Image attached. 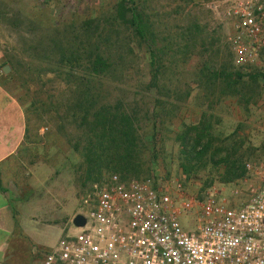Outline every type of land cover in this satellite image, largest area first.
<instances>
[{
    "label": "rangeland",
    "instance_id": "1",
    "mask_svg": "<svg viewBox=\"0 0 264 264\" xmlns=\"http://www.w3.org/2000/svg\"><path fill=\"white\" fill-rule=\"evenodd\" d=\"M120 2L0 0L9 88L38 145L23 164L28 176L11 172L15 165L2 176L18 215L29 200L32 241L12 243L0 264H41L73 230L72 217L92 196L93 185L111 172L178 180L191 195L214 189L236 203L248 199L257 180L246 168L241 177L223 179L219 162L227 149L244 167L264 163V52L244 65L235 62L225 0H132L148 42L115 19ZM151 43L157 86L150 83ZM98 53L103 57L96 63ZM114 106L134 119L130 157L98 138L100 131L90 135L94 143L87 147L90 122ZM201 117L211 147L187 155L181 137Z\"/></svg>",
    "mask_w": 264,
    "mask_h": 264
},
{
    "label": "built area",
    "instance_id": "2",
    "mask_svg": "<svg viewBox=\"0 0 264 264\" xmlns=\"http://www.w3.org/2000/svg\"><path fill=\"white\" fill-rule=\"evenodd\" d=\"M223 13L237 64L264 52V0H225ZM245 168L257 180L240 203L111 172L83 200L85 224L71 223L41 264H264V163Z\"/></svg>",
    "mask_w": 264,
    "mask_h": 264
},
{
    "label": "crops",
    "instance_id": "3",
    "mask_svg": "<svg viewBox=\"0 0 264 264\" xmlns=\"http://www.w3.org/2000/svg\"><path fill=\"white\" fill-rule=\"evenodd\" d=\"M3 53L0 44V261L5 259L12 243L26 244L32 241L29 234V200L25 201L18 215L16 205L11 203L9 197V187L2 181V176L12 165L16 167L11 172L20 176L22 173L18 171L24 172L27 169L23 164L31 162L35 147L38 146L29 138L24 109L9 88L10 70L7 73L2 71L3 66L8 64ZM24 186L29 188V179ZM21 217H24L23 226L18 224Z\"/></svg>",
    "mask_w": 264,
    "mask_h": 264
},
{
    "label": "trees",
    "instance_id": "4",
    "mask_svg": "<svg viewBox=\"0 0 264 264\" xmlns=\"http://www.w3.org/2000/svg\"><path fill=\"white\" fill-rule=\"evenodd\" d=\"M118 7V15L115 19L119 23L129 25L134 31L136 37L142 42H148L147 34L144 30V23L137 12L136 7L132 3V0H122ZM128 14V17H126ZM150 54V66H151V78L150 83L152 86H157L159 78V67L156 66L155 52L152 48V43L149 44ZM101 53H98L96 63L102 60ZM113 110L112 113L98 114L97 118H102L99 122L91 121L90 128L86 131L87 135V147L89 144L93 145V141L90 135L96 136V131H100L102 141L111 140L114 143L116 149H121L124 154L128 157L132 156L133 148L136 146V129L134 128V119L132 116L119 110L118 106L109 108ZM204 117V116H203ZM208 124H205L202 117L198 125H192L187 128L182 135L183 152L187 155H193L199 153V155L208 152L212 144V138L210 133L207 131ZM209 136V137H208ZM206 137V141L203 143V138ZM221 149H224L221 147ZM219 150V149H218ZM217 150V151H218ZM224 166L225 175L223 179H233L241 177L245 173L244 164L241 163L240 159L236 157L234 151L226 149L222 158H220ZM125 176V175H121Z\"/></svg>",
    "mask_w": 264,
    "mask_h": 264
},
{
    "label": "water",
    "instance_id": "5",
    "mask_svg": "<svg viewBox=\"0 0 264 264\" xmlns=\"http://www.w3.org/2000/svg\"><path fill=\"white\" fill-rule=\"evenodd\" d=\"M10 70V67L8 64L4 65L3 68H2V71L4 73H7L9 72ZM72 224L74 226H83L86 222V219L85 217L81 214V213H76L73 217H72Z\"/></svg>",
    "mask_w": 264,
    "mask_h": 264
}]
</instances>
